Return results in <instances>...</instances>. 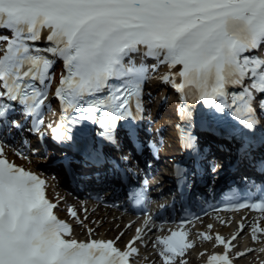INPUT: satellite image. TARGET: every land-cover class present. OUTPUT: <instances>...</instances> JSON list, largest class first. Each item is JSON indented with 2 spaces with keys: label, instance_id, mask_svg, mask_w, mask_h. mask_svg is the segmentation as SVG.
Returning <instances> with one entry per match:
<instances>
[{
  "label": "snow or ice",
  "instance_id": "6c2138e0",
  "mask_svg": "<svg viewBox=\"0 0 264 264\" xmlns=\"http://www.w3.org/2000/svg\"><path fill=\"white\" fill-rule=\"evenodd\" d=\"M0 45V98L18 102L26 117H38L30 129L36 133L45 124L42 109L50 110L46 102L56 60H62L53 95L63 115L55 126L47 125L57 142L72 141V126L88 121L99 125L100 137L117 143V122L135 119L133 101L136 112L143 111V87L162 66L169 69L159 77L162 82L185 102L189 97L204 101L215 113L231 117L232 132L246 137L249 147L256 129L264 127V0H0ZM149 59L155 63L148 64ZM10 112L11 105L0 102V122ZM179 112L190 127L191 113L186 107ZM135 134L134 128L129 131L130 137ZM182 139L195 151L191 132ZM177 171L182 177L185 170ZM56 207L47 198L46 181L10 162L0 146V264H131L139 254L135 244L143 239L142 229L124 250L116 246L119 237L78 241L68 238L72 226L57 217ZM244 208L264 219V199L231 210ZM69 214L78 219L75 210ZM238 227L243 232L245 225ZM261 234L257 221L253 242ZM197 235L202 241L214 238L224 249L206 264H233L229 253L239 233L230 239ZM189 236L182 222L170 235L156 238L153 246L162 264L178 259L187 264L183 257L195 246Z\"/></svg>",
  "mask_w": 264,
  "mask_h": 264
},
{
  "label": "bare ground",
  "instance_id": "6f19581e",
  "mask_svg": "<svg viewBox=\"0 0 264 264\" xmlns=\"http://www.w3.org/2000/svg\"><path fill=\"white\" fill-rule=\"evenodd\" d=\"M171 106H173V103H171ZM170 109L163 111V119L162 122H168L170 121L169 117ZM6 153L11 156V158L15 159V161L19 164H24L28 168L38 170L41 172L42 168L41 165L33 158H27V157H21L19 156V151L13 147L6 146ZM50 178V188H49V195L53 199L60 200L58 211L60 214H62L65 217L70 218L73 222L76 224L79 223V221H82L84 224V228H82L81 225H76L75 227V235L80 238H90V237H98V238H114L119 237V240H117V244H123L126 243L130 238L134 237L137 234V229H139V226H135L133 222H131L130 218L125 216V213L122 212L119 208L116 207H106L103 203H99L96 201L88 200L87 198H84L83 200L77 199L75 196H69L64 193V189L61 185V180H54L51 176ZM68 206L71 209H75L78 212V219L73 218L68 213ZM262 214L258 215L257 217H261ZM228 219L225 221L226 223H221L220 219L223 218V214L217 213L211 215L208 219H205V222H202L199 226L204 231L208 232L211 235H214L215 233L221 234H227L229 236L231 233L235 231V229L238 226V223L236 221L231 220L230 218L233 217H240L241 220L247 221L245 231L241 235V237L248 238L252 235V226L254 225L251 219V215L247 214V216L244 218V215L242 213H238L237 215H228ZM262 219V218H261ZM261 225L264 227V219L261 220ZM208 225H212L211 230H209ZM145 229L142 230V237L143 239L136 242L141 247V255L139 256L138 260L142 264H162V260L158 255V250L156 247H154V242L157 237L162 236V232H154V231H148L145 233ZM89 230H91V233H89ZM122 234V235H121ZM198 233H195L194 241L195 243H198L200 245V250H202L208 242L202 241L198 238ZM240 237V236H239ZM260 238H263V235H260ZM240 238H237L236 240H239ZM210 242L216 244L214 240H211ZM217 246V245H216ZM220 247L221 246H217ZM238 247V246H237ZM236 247V248H237ZM254 249V251L248 253L247 255L238 258L237 263L238 264H251L249 263V259L251 257H254L255 254H257V248L255 246V243L249 242L245 247H242L241 250L244 252L247 249ZM193 262H195V259H193Z\"/></svg>",
  "mask_w": 264,
  "mask_h": 264
}]
</instances>
